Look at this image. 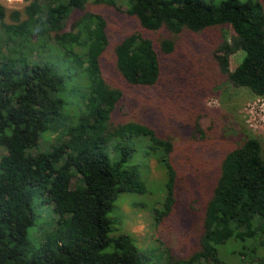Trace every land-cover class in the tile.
<instances>
[{
  "label": "trees",
  "instance_id": "trees-1",
  "mask_svg": "<svg viewBox=\"0 0 264 264\" xmlns=\"http://www.w3.org/2000/svg\"><path fill=\"white\" fill-rule=\"evenodd\" d=\"M24 1L9 21L0 4V264H142L136 241L116 235L110 217L120 193L145 192L138 168L146 167L127 164L130 157H156L164 173L166 196L162 210H153L154 225L171 216L177 186L194 179L195 162L188 158L184 177L174 141L147 123L114 124L123 93L103 73L109 44L103 15L87 11V0ZM124 1L125 15L165 36L156 44L135 33L115 47L116 70L126 83L171 98L161 54L171 56L185 41L188 57L206 63L217 84L264 97V0ZM96 3L115 7L116 0ZM237 52L243 56L231 71ZM45 133L57 134L56 144L34 154ZM210 176L208 199L193 216L199 222L194 251L161 258L150 249L156 264H264L261 141L245 136ZM37 194L55 218L31 252L26 232L35 222Z\"/></svg>",
  "mask_w": 264,
  "mask_h": 264
},
{
  "label": "rangeland",
  "instance_id": "rangeland-1",
  "mask_svg": "<svg viewBox=\"0 0 264 264\" xmlns=\"http://www.w3.org/2000/svg\"><path fill=\"white\" fill-rule=\"evenodd\" d=\"M0 4L6 8L9 21L10 13L22 12L27 3L24 0H0ZM86 9L103 15L107 21L109 44L102 57L103 73L107 83L123 93V99L113 114L114 124L129 121L147 123L158 136L174 141L177 154L181 156L182 153L176 167L184 177L189 171L186 168L188 158L192 157L195 162L191 168L194 179H189L187 183L194 186L190 188L185 181L183 185L179 184L178 203L171 216L154 225L153 210H162L166 196L165 176L156 157L143 158V154L134 153L127 164L145 165L146 168H138L145 182V192L119 194L110 213L115 234L129 236L136 241L137 255L142 264H156L157 260L151 255L150 249H156V257L162 258L165 252L174 258L187 257L194 251L199 231L198 219L193 216L201 203L208 199L210 174L218 168L221 156L245 136L258 138L264 155V97L254 96L248 89L235 88L228 83L219 81L217 84L215 77L206 71V63L188 57L185 50L189 43L183 41L171 56L161 54L164 73L171 78L168 88L173 90L168 95L171 98L159 100L155 90L131 86L123 80L116 70L114 49L135 33L155 43L165 39V36L160 32H146L135 19L125 15L124 0H116L115 7L87 0ZM71 24V21L67 22L68 29ZM53 56L51 61L56 62L59 57ZM242 56V52H237L230 57L231 71ZM32 59L38 61L39 55L34 53ZM150 106H154V109ZM56 138L57 134H43L38 149L33 153L47 150L56 144ZM137 143L142 148L147 146L145 141ZM4 153L0 149V155ZM181 160H184V166ZM32 206L35 222L27 230L26 239L31 245V252H34L39 247V234L44 224L55 216L51 213L52 206L43 203L39 194L34 195ZM226 250H221V253L225 254Z\"/></svg>",
  "mask_w": 264,
  "mask_h": 264
}]
</instances>
